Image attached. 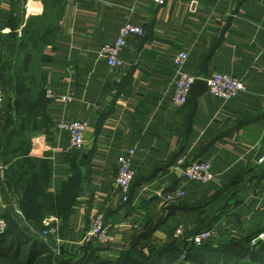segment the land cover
<instances>
[{"label": "crops", "instance_id": "0c3cea01", "mask_svg": "<svg viewBox=\"0 0 264 264\" xmlns=\"http://www.w3.org/2000/svg\"><path fill=\"white\" fill-rule=\"evenodd\" d=\"M128 22L145 34L130 36L121 53L124 65L111 67L98 51ZM37 29L57 30L38 56L44 93L56 98L46 97L49 128L31 135L30 157L49 165L47 193L56 195L74 174L83 179L68 221L53 215L43 220L57 223L65 243L83 240L95 214L104 216L116 250L161 219L157 234L163 240L178 226L193 234L203 225L201 209L221 193L226 196L215 210H225L212 229L216 243L226 231L241 236L264 223V0H167L164 6L153 0H0V146L9 119L16 121L17 48ZM182 51L189 54L184 72L200 80L230 74L246 83L247 92L229 102L208 90L194 99L192 92L188 105L174 106L175 58ZM23 55L36 61L27 50ZM70 121L88 122L89 128L85 145L65 152L68 136L58 125ZM134 148L136 175L125 204L115 185L117 160ZM180 154L210 163L215 180L199 185L178 176L173 162ZM10 168L0 161L2 209ZM40 175L36 171L39 184ZM176 188L185 197L166 203L163 195Z\"/></svg>", "mask_w": 264, "mask_h": 264}, {"label": "trees", "instance_id": "16d2710c", "mask_svg": "<svg viewBox=\"0 0 264 264\" xmlns=\"http://www.w3.org/2000/svg\"><path fill=\"white\" fill-rule=\"evenodd\" d=\"M56 32L57 30L37 29L30 35L33 44L31 47L41 51ZM31 41L25 48L22 44L19 47L23 50L29 48ZM29 62L33 64L35 61ZM13 69L17 91L16 121L15 117L9 119L7 132L0 146L1 163L11 165L1 192L7 207L10 197L14 198L27 226H21L16 217L12 216V211H4L7 207H0V219L7 223V229L0 234V264H264V240L252 245V240L264 233L263 222L254 225L241 236L236 231H226L222 240L217 243L213 241L215 244L207 241L196 245L189 240L202 231L212 230L217 222L224 219L222 213L225 206L219 207L217 211L215 207L226 193L219 194L215 203L206 204L201 209L203 225L193 234L186 232L184 237L177 239L172 233L163 240L157 234L165 223L161 219L149 222L136 231L120 250L94 242L81 245L75 252L63 247L61 256H54L47 243L36 234L43 228V220L49 215L68 221L80 197L83 179L80 174L72 175L56 195L44 190L50 181L49 165L45 162L38 164L30 157L31 135L49 128V121L44 114L47 100L44 78L42 75L37 78H30V75L26 77L25 71L22 72L15 65ZM189 102L190 99L186 105ZM181 156L182 154L177 156L175 161ZM36 171L41 173L40 184L35 176ZM130 199L125 204L130 203Z\"/></svg>", "mask_w": 264, "mask_h": 264}, {"label": "built area", "instance_id": "2783aa9c", "mask_svg": "<svg viewBox=\"0 0 264 264\" xmlns=\"http://www.w3.org/2000/svg\"><path fill=\"white\" fill-rule=\"evenodd\" d=\"M158 6H164L167 0H153ZM145 34L144 29L141 26L135 25L131 22L125 23L122 28H120L117 38L114 42L103 45L99 51L98 55L111 67H122L124 65L121 59L122 51L128 45V38L130 36H143ZM189 59V54L185 51L180 52L175 58V64L177 66V75L174 82V93L172 102L174 106L178 108L184 107L193 92L194 85L199 78L193 77L188 73L183 71L185 64ZM208 92L211 96L222 100L223 102H229L239 98L240 95L247 92L246 83L236 78L230 74L217 73L211 78L207 79ZM46 97L48 99H55L56 96L51 93L50 90L47 91ZM62 99L71 101V98L66 96ZM5 101L4 91L0 89V107L3 106ZM89 128L88 122L84 121H70L63 122L58 125V130L60 132L66 133L68 136L69 146L66 148L65 152L73 149L81 148L85 145V134ZM135 148L129 149L125 155H122L117 160V176H116V189L120 195L121 200L124 203L129 201L130 191L132 184L135 179V168H134V158H135ZM264 163V156L259 160V164ZM174 170L181 171V176L187 181L195 184H208L215 180V175L212 171V166L206 161H190L186 160L185 157H179L174 165ZM186 195L183 188H176L170 190L163 195L165 202L168 204L174 203L178 200H182ZM46 225L49 226V223ZM117 227V226H116ZM50 230H46V235L55 234L56 230L50 227ZM7 229V223L4 219H0V234L5 232ZM112 231L106 226L105 218L102 214H95L92 217L90 227L88 231L84 234L82 243L90 244L96 242L97 244L108 246L114 241V237L111 234ZM185 229L183 226H178L175 230L174 237L182 238L185 236ZM41 237V236H40ZM214 237V232L212 230H206L193 235L189 238L196 245H202L203 243L209 241ZM42 238V237H41ZM44 239V238H42ZM46 240V239H44ZM264 240V233L258 235V237L252 240V245H256L259 241Z\"/></svg>", "mask_w": 264, "mask_h": 264}, {"label": "rangeland", "instance_id": "374dc122", "mask_svg": "<svg viewBox=\"0 0 264 264\" xmlns=\"http://www.w3.org/2000/svg\"><path fill=\"white\" fill-rule=\"evenodd\" d=\"M41 21H42V19H41ZM24 48H25V46H24ZM29 48H30V50H28ZM29 48H26L24 50H28L27 52H29L30 58H35L36 61L33 62V64L31 62L27 63L24 60V55L22 57L20 56V54L24 51L23 48L21 47L20 49L17 48L19 54L17 55L15 66H18L22 72L25 71L24 74H26L25 75L26 77L30 75V78L34 77V76H35V78H37L38 76H40L41 64H40V60H39L38 56L41 53V51H39V50H37L31 46H29ZM199 185H201V184H199ZM9 202L11 203V205L9 203V206L7 208L5 207L6 209L4 211H7V212L12 211V216L16 217V219H17V221H19L20 225L21 226L22 225L27 226V222L24 220V215L19 210V207H17L14 198L10 197ZM252 211H254V210L249 208L248 213L253 214ZM257 211H260V210H257ZM61 223L63 224V219L61 220ZM46 224L47 223H43V228L41 230H39L38 234H36V235L39 237L41 236L42 238L46 239V240H44V239L43 240L47 243V246L50 248L51 252H53L54 256H61L60 254H61V250L63 249V247H67L69 250H71L73 252H75L76 250H78V248H80V243H81L82 239H80V240H79V238L74 239V240L67 239L68 243H65V241H64L65 239L60 238L61 235L59 236V230L56 228L57 223L56 224H54V223L49 224V226ZM50 227L57 230L58 234L56 235V233H55V234L46 235V230L47 231L50 230L51 229ZM60 227H61V225L59 223L58 228L60 229ZM175 230L173 232V236L175 234ZM213 241H215L214 237H212L208 242H213ZM71 242H73V243H71ZM74 242L76 243V245L74 244Z\"/></svg>", "mask_w": 264, "mask_h": 264}, {"label": "water", "instance_id": "95a60500", "mask_svg": "<svg viewBox=\"0 0 264 264\" xmlns=\"http://www.w3.org/2000/svg\"><path fill=\"white\" fill-rule=\"evenodd\" d=\"M208 88L206 80H198L193 88V98L196 99L197 96L203 94ZM178 176L181 177V171H177Z\"/></svg>", "mask_w": 264, "mask_h": 264}]
</instances>
